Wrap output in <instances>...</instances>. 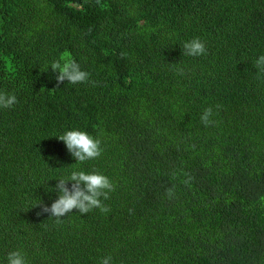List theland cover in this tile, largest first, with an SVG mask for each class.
Listing matches in <instances>:
<instances>
[{
  "label": "trees",
  "instance_id": "obj_1",
  "mask_svg": "<svg viewBox=\"0 0 264 264\" xmlns=\"http://www.w3.org/2000/svg\"><path fill=\"white\" fill-rule=\"evenodd\" d=\"M0 264H264V0H0Z\"/></svg>",
  "mask_w": 264,
  "mask_h": 264
}]
</instances>
